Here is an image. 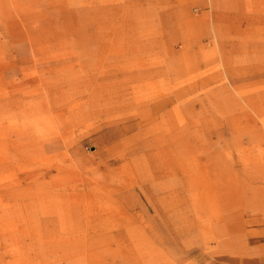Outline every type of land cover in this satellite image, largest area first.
Here are the masks:
<instances>
[{"label": "rangeland", "instance_id": "1", "mask_svg": "<svg viewBox=\"0 0 264 264\" xmlns=\"http://www.w3.org/2000/svg\"><path fill=\"white\" fill-rule=\"evenodd\" d=\"M0 264H264V0H0Z\"/></svg>", "mask_w": 264, "mask_h": 264}]
</instances>
